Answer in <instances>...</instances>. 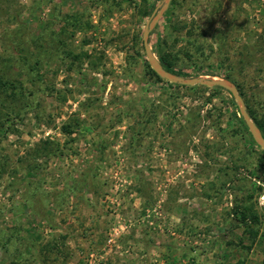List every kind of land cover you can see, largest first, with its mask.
Segmentation results:
<instances>
[{"label":"rangeland","instance_id":"obj_1","mask_svg":"<svg viewBox=\"0 0 264 264\" xmlns=\"http://www.w3.org/2000/svg\"><path fill=\"white\" fill-rule=\"evenodd\" d=\"M160 2L0 0V264H264V149L229 91L152 74ZM148 40L264 129V0H174Z\"/></svg>","mask_w":264,"mask_h":264},{"label":"water","instance_id":"obj_2","mask_svg":"<svg viewBox=\"0 0 264 264\" xmlns=\"http://www.w3.org/2000/svg\"><path fill=\"white\" fill-rule=\"evenodd\" d=\"M171 2L172 0H161V2L158 4L156 9L153 11L152 15L150 16V19L147 21V24L143 31V44L150 66L160 77H162L163 79L169 82H173L181 85L203 84L209 87L219 86L229 91L236 99L240 113L243 116L244 121L248 126V129L250 130L254 140L264 149V135L261 129L259 128V126L249 115L245 100L242 97L241 93L239 92L238 86L233 81L226 78L204 77V76L185 77L179 75L175 72L166 69L152 51L148 40L150 32L156 26V24L163 16V14L167 11Z\"/></svg>","mask_w":264,"mask_h":264},{"label":"trees","instance_id":"obj_3","mask_svg":"<svg viewBox=\"0 0 264 264\" xmlns=\"http://www.w3.org/2000/svg\"><path fill=\"white\" fill-rule=\"evenodd\" d=\"M172 2H174V0H172ZM171 2V4H172ZM196 51L201 53L202 51V47L200 45L196 46ZM194 55L195 54H190L189 52H186L187 59L189 60L188 64L183 63L184 62V58L180 57L179 52L177 51H167L161 54L159 60L160 62L163 64V66L172 71L175 72L179 75H185V73H182V68L181 67H185L187 65H189L190 63H195V59H194ZM152 74L155 77L161 78L154 70H152ZM215 89H221V87L219 86H215L213 87ZM22 89V84L20 83V81L16 82L15 80L9 79L7 77H5L4 75H0V94H4L7 97H14V95L16 94V92L18 90ZM12 112H15V109L12 108L10 111H4V114L9 115ZM18 115V112H17ZM259 126V128L261 129L263 135H264V129L263 126L261 124H257ZM246 129H248V127L245 125ZM68 132H71V130H68V127L65 126L64 127ZM236 212H240V219L241 221H243L244 224L247 225V230L250 234V236H257L258 234V229L255 228L253 229V227H249V221L251 220L253 223L254 222H259L258 220V216L252 212V209H250L249 207H243V209H241L238 205L236 208ZM253 241V240H252ZM9 240H6L5 242L3 241V246L4 245H8Z\"/></svg>","mask_w":264,"mask_h":264}]
</instances>
